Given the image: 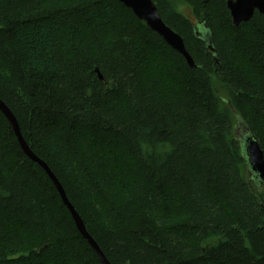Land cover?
<instances>
[{
	"label": "trees",
	"instance_id": "trees-1",
	"mask_svg": "<svg viewBox=\"0 0 264 264\" xmlns=\"http://www.w3.org/2000/svg\"><path fill=\"white\" fill-rule=\"evenodd\" d=\"M153 2L197 68L119 0H0V100L110 264H264L232 112L264 152V17ZM0 264H101L1 111Z\"/></svg>",
	"mask_w": 264,
	"mask_h": 264
},
{
	"label": "water",
	"instance_id": "water-1",
	"mask_svg": "<svg viewBox=\"0 0 264 264\" xmlns=\"http://www.w3.org/2000/svg\"><path fill=\"white\" fill-rule=\"evenodd\" d=\"M119 2H121L129 10H131V12L138 18V20L144 22L151 31L159 35L172 50L180 54L185 59L187 65L190 68H197V65L195 64L193 58L187 51L183 38L178 33L173 31L167 24H165L153 0H119ZM226 4L230 12L233 25L236 27L241 23L250 22L256 12L264 17V0H228ZM194 33L199 40L203 41L206 44V50L208 52L212 51L214 53L213 56L215 60L218 64H220L218 55L214 47L212 32L211 29L207 26V22L205 19L203 22L197 23L194 28ZM99 79L103 80L101 75H99ZM0 111L11 124L24 153L34 162L38 163L53 182L62 198L64 205L71 213V216L75 221L80 234L95 251L101 264H110L95 240L87 232V229L80 215L68 200L67 195L59 180L55 177L47 164L32 152L21 134L17 119L2 100H0ZM232 112L236 120V140L239 143L241 156L246 165V173L248 178L247 182L251 188L255 186L257 191L260 192L264 187V152L261 149L259 140L251 132L245 121L234 111V109H232Z\"/></svg>",
	"mask_w": 264,
	"mask_h": 264
},
{
	"label": "rangeland",
	"instance_id": "rangeland-1",
	"mask_svg": "<svg viewBox=\"0 0 264 264\" xmlns=\"http://www.w3.org/2000/svg\"><path fill=\"white\" fill-rule=\"evenodd\" d=\"M225 1H228V0H225ZM176 4H177V10L178 12L184 17L186 18L187 20H189L190 22H192V24H197V19H198V15L195 11V9L190 6V5H187V4H184L183 2L181 1H176ZM221 93L224 95L225 92H222ZM227 97V96H225ZM219 241V239H213L210 243L212 244H216L217 242Z\"/></svg>",
	"mask_w": 264,
	"mask_h": 264
}]
</instances>
